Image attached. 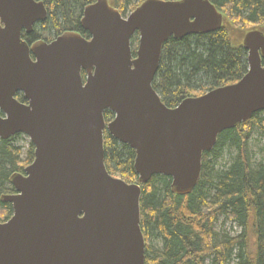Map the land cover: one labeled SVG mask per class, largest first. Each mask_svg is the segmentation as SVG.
I'll use <instances>...</instances> for the list:
<instances>
[{"label": "water", "instance_id": "95a60500", "mask_svg": "<svg viewBox=\"0 0 264 264\" xmlns=\"http://www.w3.org/2000/svg\"><path fill=\"white\" fill-rule=\"evenodd\" d=\"M47 16L43 1L0 0V138L22 133L35 146L2 196L13 215L0 223V264H145L141 184L164 175L191 193L218 136L264 110V32L246 33L237 82L170 107L153 87L163 46L220 29L210 0H145L126 16L96 0L82 19L90 40L67 31L30 45L23 31ZM106 130L136 151L139 183L108 171Z\"/></svg>", "mask_w": 264, "mask_h": 264}, {"label": "trees", "instance_id": "16d2710c", "mask_svg": "<svg viewBox=\"0 0 264 264\" xmlns=\"http://www.w3.org/2000/svg\"><path fill=\"white\" fill-rule=\"evenodd\" d=\"M44 1L49 14L26 35L29 41L52 40L66 30L84 32L83 10L96 0ZM143 1L110 0L122 14ZM210 1L223 14L220 29L182 39L170 37L163 46L153 87L170 107L196 91L204 93L235 83L248 70V51L233 39L230 24L245 32L264 26V0ZM43 29L49 34L45 36ZM17 97L25 101L22 94ZM104 115L107 122L114 117L110 110ZM252 134L254 149L250 147ZM21 136L0 138V223L13 215L12 204L2 199L14 191L11 176L24 172L35 157L31 143L27 158H21L22 148L17 145ZM104 148L108 171L129 183H139L136 151L108 131L104 133ZM227 151L230 159L220 165ZM202 163L199 183L189 194L173 192L172 179L164 175L141 184L145 264H264V110L223 131L217 145L204 152ZM221 219L239 226V232L231 235L218 231Z\"/></svg>", "mask_w": 264, "mask_h": 264}, {"label": "rangeland", "instance_id": "374dc122", "mask_svg": "<svg viewBox=\"0 0 264 264\" xmlns=\"http://www.w3.org/2000/svg\"><path fill=\"white\" fill-rule=\"evenodd\" d=\"M129 13L130 12H128V14ZM230 26H231V28L233 29V32H234L233 33V39L237 42V44L243 43L244 37H245V35H246V33L248 31H246V32L244 30L243 31H239V29L237 27L234 28V26H232L231 24H230ZM47 29H48V27H47ZM47 29L46 30L43 29L45 36L49 34L47 32L48 31ZM253 29L264 30V26H260V27H256L255 26L254 28H251L250 30H253ZM138 43H139V37L138 38L136 37L135 39L133 38V40H132V49L133 50H137L138 45H139ZM204 93H206V92H204ZM204 93L202 92V90H200V91H196L195 93L189 94L188 97H196V96H200V95H202ZM253 137H254V135L252 134L251 139ZM31 143H32L31 139L29 138V136H27L25 134H22V136L20 137V139L17 142V145L22 148L21 158L23 160H25L27 158ZM255 145H256V143H254V141L252 139L250 141V147L254 149ZM229 159H230V155H229V153L227 151V153H225V156L221 159V161L219 160V164L222 165V163H227L226 160H229ZM13 192H9L7 194H10V193H13ZM217 230L220 231V232L229 233L231 235H236L239 232L240 228H239V226H237L236 224H234L232 222H225L224 223V219H221V221L217 225ZM229 264H235V262L231 261Z\"/></svg>", "mask_w": 264, "mask_h": 264}, {"label": "flooded vegetation", "instance_id": "af4514ba", "mask_svg": "<svg viewBox=\"0 0 264 264\" xmlns=\"http://www.w3.org/2000/svg\"><path fill=\"white\" fill-rule=\"evenodd\" d=\"M39 1H43L44 3H45V1L44 0H39ZM109 1V3L111 4V2H110V0H108ZM45 5H46V3H45ZM90 5V4H89ZM112 5V4H111ZM113 6V5H112ZM87 7V6H86ZM85 7V8H86ZM115 7V6H114ZM46 8H47V5H46ZM85 8H84V10H83V13H82V18H81V26H82V28H83V30H84V32L83 31H75V30H66V31H64V32H61L60 34H57V35H55L54 37H53V39L52 40H45V39H38V40H36V41H29V39L28 38H26V35L27 36H29L30 34H32L33 32H34V30H35V26L38 24V23H41V22H38V23H36L35 25H34V27H33V31L31 32V33H26L25 31H23V38L30 44V45H32V44H34L35 42H37V41H41V40H44V41H47V42H51V41H53V40H55L58 36H60V35H62V34H64L65 32H67V31H72V32H76V33H79L81 36H83V37H85V38H87V39H91L92 38V35L89 33V31H87L84 27H83V23H82V19H83V15H84V11H85ZM47 10H48V8H47ZM49 14V13H48ZM124 16H126V15H128V13L127 14H123ZM223 21H224V18H223ZM44 22V21H43ZM139 37L140 38V36H139V33L138 32H136L134 35H133V37ZM133 37H132V39H133ZM131 43H132V40H131ZM131 47H132V44H131ZM133 50V49H132ZM248 51V50H247ZM133 55H135L136 54V50H133ZM82 75H83V77H84V82H86V78H87V74H86V72L85 71H83L82 72ZM107 131V130H106Z\"/></svg>", "mask_w": 264, "mask_h": 264}, {"label": "bare ground", "instance_id": "6f19581e", "mask_svg": "<svg viewBox=\"0 0 264 264\" xmlns=\"http://www.w3.org/2000/svg\"><path fill=\"white\" fill-rule=\"evenodd\" d=\"M132 40V39H131ZM132 44V43H131ZM139 44V43H138ZM134 54V53H133ZM136 55V54H135ZM135 55H133V56H135ZM110 134V133H109Z\"/></svg>", "mask_w": 264, "mask_h": 264}]
</instances>
